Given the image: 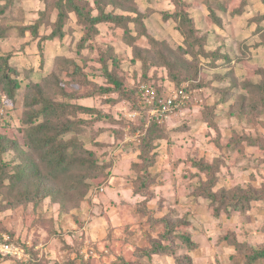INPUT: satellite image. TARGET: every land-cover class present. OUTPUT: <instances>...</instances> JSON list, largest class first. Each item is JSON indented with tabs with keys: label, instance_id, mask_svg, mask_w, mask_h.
Here are the masks:
<instances>
[{
	"label": "rangeland",
	"instance_id": "374dc122",
	"mask_svg": "<svg viewBox=\"0 0 264 264\" xmlns=\"http://www.w3.org/2000/svg\"><path fill=\"white\" fill-rule=\"evenodd\" d=\"M182 1H186L184 9L193 16L195 25L203 31L209 30L207 49L218 48L222 55H231L230 69L239 83L223 78L232 73L229 69L204 71L200 75L203 86L193 89L192 97L187 93L183 105L167 116L154 114L156 108L146 115L135 113L126 101L114 104L111 99L115 95L100 93L105 79L99 53L109 51L122 61L117 73L126 78L130 88L143 71L141 63L133 61L134 48L147 49L150 40L140 36L129 44L123 29L112 24L99 25L96 38L88 40V49L81 50L88 59L84 70L97 86H82L78 91L80 96L94 93V97L78 103L93 108L96 113L78 114L74 122L79 123L59 135L57 141H69L75 136L96 153L101 166L110 161L111 168L106 166L103 174L92 181L96 189L86 200H80L75 193L64 207L39 198L27 205L11 207L12 199L24 200L21 195L24 186L19 184L15 190L2 186L0 205L6 202L8 208L0 212V234H10L14 246L24 254L0 259V264H238L239 258L245 256L230 246L225 239L227 235L229 240L264 248V201H255L230 217L225 213L215 217L211 200L196 189L198 183L209 186L206 182L210 176L193 166V162L199 161L217 165L214 193L235 187L264 188V150L262 146L249 144L259 138L264 146V111L242 115L248 103L243 105V99L248 92L240 84V80L247 78L259 83L260 77L254 73L264 68V19H259L264 17V4L261 0H232L229 12L246 1L242 15L233 17L220 11L222 25L216 26L200 1ZM55 2L13 0L9 4V0H0V28L4 30L0 33L4 34V39H0V57H11L9 65L19 71L22 85L14 101L1 93L0 85V132L18 144L16 150L10 146L3 158L18 164L20 160H34L44 171L48 168L42 165V150L32 141L25 146L28 140L21 119L27 79L38 81L53 69L63 72V59L82 61L77 46L86 26L80 25L71 13L63 28L64 39L33 40L29 31L21 35L20 30L41 17L49 24L44 29L45 35H50L54 31L50 20ZM137 4L141 13L152 14L144 22L153 37L168 41L174 48L183 45L182 36L176 32V21L163 19L169 11H174L173 1L137 0ZM106 11L110 12L111 7ZM201 61L212 60L203 56ZM151 62L148 61L152 65ZM29 72L33 73L29 75ZM148 78L149 85L160 89L165 98L176 97L175 86L165 69L150 67ZM106 114L112 120L102 119ZM155 115L163 123L159 128L161 136L154 141L149 161H143L137 148L139 137L149 129V119ZM236 142L240 144L238 148L233 145ZM147 162L151 168L144 165ZM14 167L8 170L13 172ZM138 167L141 171L136 170ZM142 175L148 182L142 186L143 193L137 195L134 191L141 187ZM134 181L138 186H134ZM164 220L171 223L188 220L186 231L197 245L195 250L189 251L176 239H164ZM161 245L169 250L162 251L158 248Z\"/></svg>",
	"mask_w": 264,
	"mask_h": 264
},
{
	"label": "trees",
	"instance_id": "16d2710c",
	"mask_svg": "<svg viewBox=\"0 0 264 264\" xmlns=\"http://www.w3.org/2000/svg\"><path fill=\"white\" fill-rule=\"evenodd\" d=\"M171 1H173L175 9L173 12L169 11L163 19L176 21V32L183 38V45L177 48H174L168 41L157 39L149 33L144 18L150 13H141L137 0H56L51 7L53 16L50 22L54 24V31L50 35H45L44 29L49 24L45 23L46 21L42 20L41 17L26 29H21L20 33L24 35V31H29L33 40L64 39L63 28L65 22L69 15L73 13L77 22L86 26L84 35L79 41V46H77L80 57H83L81 50L88 49V40L96 38L97 28L102 24H112L115 28L123 29L128 37L129 44H133L140 36L148 37L150 40L149 48L142 50L134 48L135 57L133 61L136 60V64L141 63L143 71H141L140 78H136L137 81L130 88H127L126 78L124 79L123 76L117 73L118 69L121 70L122 61L109 51L99 53V62L102 64L103 78L105 79V83L100 86V93L115 95V99H111L114 104L126 101L130 105L131 110L138 114L144 113L146 115L154 108L161 109V105L170 98H165L160 89L152 85L157 91V101L153 106L146 103L147 101L142 95L140 88L141 85H149L151 83L148 78L150 67H160L167 71L170 82L175 86L176 95L179 96L178 100H182L184 95L187 96L188 94L192 97L194 92L192 90L203 86L200 75L204 71L217 70L219 72L222 69H229L228 72L232 73H228L223 78L234 84L239 83L234 71L230 69V63L233 60L231 55L228 53L222 55L218 48L208 50L206 45L209 42V30L203 31L202 28L195 25L193 16L184 9L186 5L184 2L186 1ZM198 1L206 6L209 12L208 18L216 26L222 25V18L218 12H229V3L231 4L232 2V0H221L225 1L223 3H215V0ZM261 1L264 4V0ZM245 2L241 3L237 9H232L229 14L233 17L242 15ZM9 4H13V0H9ZM107 7H111L110 12L106 11ZM259 19L262 20L264 17L259 16ZM131 25H134L135 29ZM0 33H4L1 28ZM0 39H4V34H0ZM59 56L57 55V57ZM203 56L210 58L212 61H208L209 63L202 62ZM10 59L9 55L0 57V85L2 86L1 93H4L9 101H14L22 85L19 81V71L9 65ZM87 60L86 57H83L80 62L75 58L63 59L61 61V71L63 72H56L53 69L48 75H42L38 81L27 79L29 82H27L24 90V112L21 119L25 128L24 134L28 140L25 146L28 147L27 144L30 141L35 142L37 144L35 147L42 150L40 153L42 165H45L48 169L47 171L42 170L43 166L41 167L34 160H20V164L15 160L6 162L3 158L6 152L11 147L15 150L18 149V144L0 132V188L8 186L15 190L19 184L24 186L21 192L24 200L12 199L11 207L18 204L27 205L35 202L38 198L39 201L50 199L53 204L64 207L66 200L68 198L71 200L72 195L75 193L78 194L80 200H86L87 196L96 189L92 181L103 174V170L107 168L106 166H110V161L105 162L106 166H101L97 160L96 153L85 147L75 136L69 141H57L59 135L69 132L70 127L79 123L77 121L74 122L78 114L89 113L94 115L96 113L93 108L78 103L81 100L94 97V93L80 96L78 91L82 86H97L90 79L91 75L84 70ZM148 61H152V65ZM30 73L32 74L33 72H29V75ZM254 75L260 77L259 83L247 80L249 78L244 79L245 81L240 80L244 81L240 84L248 92V96L243 99V105L247 101L248 103L245 104L242 115L245 113V115L252 116L251 114L255 112L264 111V68L257 69ZM222 102L224 103L225 101ZM211 116H214V113ZM102 119L112 120L108 114L104 115ZM80 122L84 123V120L80 119ZM162 125L163 123L155 115L149 119V129L147 131L142 126L140 127L144 132L139 137L137 148L140 150L143 161L150 159L149 154L155 148L154 141L161 136L159 128ZM249 144L251 146H262L261 148L264 150L259 138L251 140ZM233 145L238 148L240 144L236 142ZM144 165L148 167L151 163L147 162ZM10 166H15L12 170L13 172L8 170ZM193 166L210 176L206 182L209 186L198 183L196 189L211 200V208L213 207L214 209L215 217L220 216L222 213L230 217L234 212H243L255 201H264V188L253 189L250 187L243 189L235 187L228 191L222 190L214 193L212 190L216 185L217 177L215 173L217 165L210 164L208 161H199L193 162ZM141 167L136 170L141 171ZM50 174L54 175V177H50ZM141 179L143 183L139 184L141 187L138 189L134 187V194L140 195L143 193L142 186L144 185L145 187V183L148 180L143 175ZM4 182H9V184L6 185ZM134 186H138L137 181H134ZM4 208H8L6 202L0 205V212ZM164 224V239H176L184 244L189 251L195 250L197 245L186 231L189 225L188 220L176 221L175 223L164 220ZM9 236L13 241V237L10 234ZM229 237L227 235L225 239L230 246L234 247L239 255L243 256L242 254H244L245 256L244 259L238 257V264H260L264 261V248L251 247L247 242L229 240ZM158 248L164 252L169 250V247L163 245Z\"/></svg>",
	"mask_w": 264,
	"mask_h": 264
},
{
	"label": "built area",
	"instance_id": "2783aa9c",
	"mask_svg": "<svg viewBox=\"0 0 264 264\" xmlns=\"http://www.w3.org/2000/svg\"><path fill=\"white\" fill-rule=\"evenodd\" d=\"M142 95L145 97L146 101L149 105H155L157 101V91L154 87L144 84L141 85ZM179 96L176 95L174 98H169L166 103H163L161 109H154L153 113H159L160 115H168L171 112L178 109L181 105H183L184 100L188 98V96L184 95L182 100H178ZM165 116V117H166ZM24 251L20 248L14 246L11 242V238L7 234L0 235V259L7 258L13 255L22 256Z\"/></svg>",
	"mask_w": 264,
	"mask_h": 264
}]
</instances>
